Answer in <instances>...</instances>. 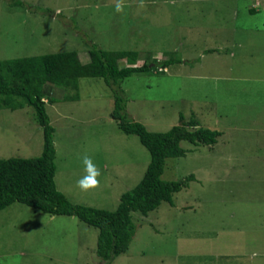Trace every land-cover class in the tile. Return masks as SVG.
<instances>
[{"label": "rangeland", "instance_id": "rangeland-1", "mask_svg": "<svg viewBox=\"0 0 264 264\" xmlns=\"http://www.w3.org/2000/svg\"><path fill=\"white\" fill-rule=\"evenodd\" d=\"M15 1L22 6L0 0V60L75 51L86 63L91 44L138 52L137 66L174 57L180 63L123 80L128 117L165 132L179 114L192 116L220 134L210 146L181 142L185 155L165 160L162 180H193L172 196V206L131 213L135 233L110 264H214L212 256L233 246H264V0H144V8L125 0L123 13L115 0ZM71 94L45 86L54 100L45 101V111L54 130L56 190L71 203L113 211L140 180L148 152L117 129L100 78L78 79V99L62 101ZM41 150L31 107L0 109V159L34 158ZM85 153L102 172L101 187L88 192L76 183L85 175ZM96 234L75 217L13 203L0 211V264H101Z\"/></svg>", "mask_w": 264, "mask_h": 264}, {"label": "trees", "instance_id": "trees-1", "mask_svg": "<svg viewBox=\"0 0 264 264\" xmlns=\"http://www.w3.org/2000/svg\"><path fill=\"white\" fill-rule=\"evenodd\" d=\"M11 6L21 2L9 0ZM213 51H205L210 53ZM87 62L81 63L75 51L47 53L36 56L0 60V109L14 111L31 107L42 132V150L34 158L0 159V211L19 203L50 216H71L96 229L94 254L101 264H110L124 254L135 233L131 213L145 216L162 202L172 206V196L193 180L192 175L175 181L160 178L168 158L183 157L186 151L181 142L210 146L218 132L199 127L191 116L188 120L179 114L177 124L165 132H149L128 117L125 98L121 90L124 79L133 74L155 72L168 65L180 63L179 59L144 61L136 65L138 52L107 51L89 45ZM124 61V64H120ZM100 78L110 89L112 109L110 117L124 135H135L146 149L149 161L137 184L120 194L113 211L95 209L69 202L56 190L54 184L53 128L45 111V86L54 85L68 89L62 101L78 99V79Z\"/></svg>", "mask_w": 264, "mask_h": 264}, {"label": "clouds", "instance_id": "clouds-1", "mask_svg": "<svg viewBox=\"0 0 264 264\" xmlns=\"http://www.w3.org/2000/svg\"><path fill=\"white\" fill-rule=\"evenodd\" d=\"M139 8H144L146 5L144 0H139ZM126 7L125 0H115V11L117 13H123ZM81 162L84 166L85 175L77 180V187L84 191H92L101 187L100 177L102 172L97 164L94 162L93 158L85 153L81 157Z\"/></svg>", "mask_w": 264, "mask_h": 264}, {"label": "crops", "instance_id": "crops-1", "mask_svg": "<svg viewBox=\"0 0 264 264\" xmlns=\"http://www.w3.org/2000/svg\"><path fill=\"white\" fill-rule=\"evenodd\" d=\"M213 131L218 132L215 127L213 128ZM252 246L248 247L245 243H243L240 247L233 246L231 249L232 251L231 253L227 252L226 255L217 253L215 256H212V261L214 264H217V259L220 260L223 259L225 264H264V246H262V244L261 246L260 245H252ZM215 258L216 261L214 262Z\"/></svg>", "mask_w": 264, "mask_h": 264}]
</instances>
